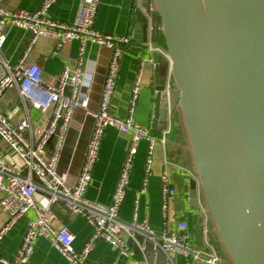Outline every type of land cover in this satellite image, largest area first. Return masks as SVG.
I'll use <instances>...</instances> for the list:
<instances>
[{
  "label": "built area",
  "instance_id": "1",
  "mask_svg": "<svg viewBox=\"0 0 264 264\" xmlns=\"http://www.w3.org/2000/svg\"><path fill=\"white\" fill-rule=\"evenodd\" d=\"M0 0V100L5 92L16 89L19 93L25 115L14 120L11 114L0 110V136L17 153L21 160L20 168L7 164L5 155L0 152V205L9 216V222L0 231V241L21 220L34 210L35 219H29L21 244L15 254L6 257L0 253V264H31L36 242L47 238L69 264H121L96 263L91 261V251L100 241L108 243L121 256L137 260L135 264H176L175 258H183V264H223V256L215 244L210 216L206 211L203 197L198 189L197 204L194 208L199 216V241L191 231L187 217L172 220L171 206L177 200V189L167 172L162 179V224L160 230H153L149 218H139L133 213L130 222L120 216L125 195L131 184L134 159L141 142L147 143V153L143 172V185L139 192L144 193L155 168V151L158 145L166 146L173 131V117L169 116L168 128L156 135L135 119L136 106L142 87V69L147 64L140 61L139 73L132 86L127 116H113L110 104L120 75L122 59L127 49L137 41L132 35L103 33L95 28L96 15L101 0H80L75 21L58 22L48 16L56 0H43L35 11L9 9ZM140 6L141 0H135ZM10 27L27 30L31 40L21 60L9 63L2 55ZM55 41L53 56L67 43L79 42L78 58L74 66L63 67L53 82H46L43 69L37 64H27V53L41 37ZM88 43L111 49L112 57L103 85L101 102L97 113L91 114L94 122L82 165L75 183L68 181V174L57 173L59 159L64 147L65 137L70 130L72 117L79 107L86 109L90 101L91 80L85 72V53ZM139 44V42L137 43ZM140 49V45H136ZM142 50V49H140ZM146 54L158 53L168 63L166 93L171 88L169 58L161 44L149 40ZM155 64V68H156ZM89 79V81H87ZM29 108L45 115L41 131H37L29 115ZM116 128L130 137V146L124 159L117 186L110 204L96 203L86 198L92 183L94 169L99 157L101 143L108 128ZM164 166L173 165L166 155ZM175 167H180L174 164ZM191 174L193 172H190ZM194 174V173H193ZM36 194L42 201L36 200ZM138 197V196H137ZM136 197V198H137ZM138 201V200H137ZM65 205L72 217H83L93 228L92 237L81 250L74 248L75 236L68 226H53L52 206ZM132 242V245L129 244ZM137 247L139 253L134 250Z\"/></svg>",
  "mask_w": 264,
  "mask_h": 264
},
{
  "label": "water",
  "instance_id": "2",
  "mask_svg": "<svg viewBox=\"0 0 264 264\" xmlns=\"http://www.w3.org/2000/svg\"><path fill=\"white\" fill-rule=\"evenodd\" d=\"M128 18L140 49L151 40L169 58L166 93L168 63L152 55L158 73L155 131L161 134L169 116L180 113L197 179L190 205L196 206L199 189L223 264H264V0H141L140 6L134 0ZM103 48L111 59V49ZM109 63L97 66L87 108L73 114L60 175L71 151L79 174Z\"/></svg>",
  "mask_w": 264,
  "mask_h": 264
},
{
  "label": "crops",
  "instance_id": "3",
  "mask_svg": "<svg viewBox=\"0 0 264 264\" xmlns=\"http://www.w3.org/2000/svg\"><path fill=\"white\" fill-rule=\"evenodd\" d=\"M43 0H3V6L15 10H37ZM134 0H101L97 15L95 28L103 33L132 35V28L129 29L130 20L128 18L130 7ZM56 3L50 8L48 16L56 21L64 23H72L75 21L80 0H56ZM5 47L2 55L11 64L21 60L28 48L31 40V33L16 27H10L6 37ZM138 43V42H137ZM127 49L121 62L120 75L115 88L110 108L113 116L125 118L127 116L128 103L132 93V86L139 73L140 61L145 60L147 64L142 69V87L140 96L136 106L135 119L144 127L155 131V96H156V78L157 71L155 69L154 58L150 54L142 52L136 45ZM80 43L70 42L65 44L56 56H53L55 49V41L51 38L41 37L37 43L27 53L26 63L39 64L43 69L44 79L46 82H53L60 75L63 67L74 66L75 60L78 58ZM104 48L88 43L86 46V57L84 70L88 73L91 80L90 94L93 81L96 76L97 66L102 62L105 64L110 61V54L103 50ZM87 79V81H89ZM0 110L4 113L11 114L14 120H20L25 115V110L20 100L19 93L16 89H10L0 100ZM29 115L33 121L37 131H41L45 123V115L40 111L29 108ZM176 115L172 119L173 131L168 137L165 148L158 145L155 151V168L150 178L147 189L144 193H140L143 185V172L145 166V158L147 153V143L141 142L138 154L134 159V171L131 176V184L125 195V201L122 205L120 216L130 222L133 213L136 211L140 219L148 217L150 225L160 230L162 224L161 204H162V179L161 176L167 172L173 185L177 189V200L172 204L171 213L172 220L179 217H187L191 231L196 235L199 241L201 232L199 231V216L194 208L190 205L189 191L193 180H197L191 166V160L185 149L184 135L180 126L176 123ZM82 122L77 126L82 127ZM83 128V127H82ZM82 134V132H81ZM130 137L121 133L116 128H108L105 132L101 143V149L94 169L92 183L87 190L86 198L103 204H110L112 195L118 183V178L122 170L123 161L129 149ZM0 152L5 155L7 164L20 168L22 160L20 156L11 151L10 147L3 141L0 136ZM166 155L169 162L177 164L166 168L164 166L163 157ZM72 151L66 158V167L63 169L62 175L68 174V181L74 184L77 176L73 169ZM81 166V165H80ZM79 166V167H80ZM78 167V170H79ZM190 172H193L192 174ZM138 196V197H137ZM137 197V198H136ZM36 200L42 201V196L36 194ZM138 200V201H137ZM53 226L61 228L68 226L71 233L75 236L74 248L81 250L82 247L90 240L93 228L85 218L72 217L65 205L56 203L52 206ZM29 219H35L34 210H30L26 218L21 219L0 241V253L6 257H11L19 248L23 235L26 231ZM8 214L0 205V231L9 222ZM91 261L96 263H121L135 264L137 260L121 256L112 246L104 241H100L91 251ZM176 264H183V258L177 256ZM31 264H69L68 260L52 245L46 238H39L36 242ZM162 264V262H159ZM193 264H202L193 262Z\"/></svg>",
  "mask_w": 264,
  "mask_h": 264
},
{
  "label": "rangeland",
  "instance_id": "4",
  "mask_svg": "<svg viewBox=\"0 0 264 264\" xmlns=\"http://www.w3.org/2000/svg\"><path fill=\"white\" fill-rule=\"evenodd\" d=\"M176 118H177L176 123L180 126V128H181V130H182V132H183L182 125L180 124V113H177V114H176ZM189 167L192 168V164H191V166H189ZM192 170H193V168H192ZM213 238H214V237H213ZM214 241H215V244H216V246H217V249H219V251L221 252V254H222L223 258H224L225 256H224V254H223L222 249L220 248L219 242H218L216 239H214Z\"/></svg>",
  "mask_w": 264,
  "mask_h": 264
},
{
  "label": "trees",
  "instance_id": "5",
  "mask_svg": "<svg viewBox=\"0 0 264 264\" xmlns=\"http://www.w3.org/2000/svg\"><path fill=\"white\" fill-rule=\"evenodd\" d=\"M163 44H164V43H163ZM163 44H162V45H163ZM165 66H166L165 63H160V71L163 72V73L166 72V68H167V67H165ZM153 132H154V131H153ZM154 133H155L156 135H159L157 132H154Z\"/></svg>",
  "mask_w": 264,
  "mask_h": 264
}]
</instances>
